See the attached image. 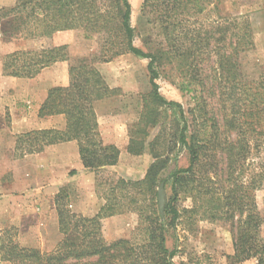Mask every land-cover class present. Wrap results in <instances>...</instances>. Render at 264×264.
<instances>
[{
  "label": "trees",
  "instance_id": "trees-1",
  "mask_svg": "<svg viewBox=\"0 0 264 264\" xmlns=\"http://www.w3.org/2000/svg\"><path fill=\"white\" fill-rule=\"evenodd\" d=\"M201 0H144L143 11L161 31L163 42L157 53L145 52L135 45V30L131 25L132 7L129 0H15L13 7L4 9L0 16L3 39L15 38L49 39L59 32L83 30L88 37L100 40L99 54L69 68L70 82L65 87H54L48 91L38 117L63 115L66 129L33 131L18 135L15 155L23 158L39 154L45 147L60 143L76 142L80 160L85 169L98 172L116 166L120 151L114 145H105L100 131L95 104L102 100L120 96L119 89H111L96 65L110 63L124 55L148 59L151 92L143 97V123L155 127L159 109L177 106L180 111L176 123V136L172 139L182 144L189 153L190 164L173 175L172 196L167 202L163 217L158 203L160 175L168 167L170 159L157 152L156 143H149L154 162L145 177L138 181L120 179L106 195L105 203L94 217L73 213L63 202L68 199L60 192L55 198L59 231L63 239L50 253L38 249L24 248L11 237L0 233V262L11 264H175L180 253L179 246H168V234L178 225L182 214L177 207L180 195H190L196 204L197 214L212 221L231 222L234 229V255L232 264L256 260L264 264V218L261 216L256 193L264 186V169L249 171L246 184H241L243 164L249 158L259 138L264 137V84L256 91L243 90L244 85L236 79L229 83L228 96L233 100L232 119L229 126L236 127L237 137L233 142L226 132L215 125L190 124L181 106L168 102L159 94L156 80L162 65L175 63L188 78L180 82L179 90L193 92L196 86L193 77L205 60L213 37L202 38L192 30L193 16L204 11ZM195 12V13H194ZM194 13V14H193ZM187 15H193L191 19ZM231 41V56L217 52L218 63L223 70L225 64L238 70V58L252 44L246 22L237 24ZM67 46L44 47L35 51H18L5 57L3 73L7 77L33 79L42 70L69 59ZM207 51V52H206ZM206 53V54H205ZM167 56V57H166ZM196 80V79H195ZM197 81V80H196ZM198 83V82H197ZM202 85V81L199 82ZM241 92L236 94L237 87ZM246 95L242 100L238 96ZM225 96V94H223ZM227 131V130H226ZM176 139V140H175ZM131 141L128 151L141 155L146 141ZM170 147V146H169ZM170 147L169 152L174 151ZM226 157V159H225ZM221 165L224 167L221 168ZM227 174L225 188L217 180ZM206 182V183H205ZM203 209V212L200 210ZM138 215L137 233L130 239L108 240L103 235L104 220L126 212ZM195 264H202L197 262Z\"/></svg>",
  "mask_w": 264,
  "mask_h": 264
},
{
  "label": "rangeland",
  "instance_id": "rangeland-1",
  "mask_svg": "<svg viewBox=\"0 0 264 264\" xmlns=\"http://www.w3.org/2000/svg\"><path fill=\"white\" fill-rule=\"evenodd\" d=\"M8 2L9 0H0V16L4 9L13 7L12 3L6 5ZM129 2L132 7L131 25L135 30L136 47L145 52L157 53L160 49L159 44L163 42V37L159 28L153 22L151 23L152 19L147 12L143 11L144 0H129ZM201 3L205 7L204 11L194 16L187 15L186 18L191 19L193 16L195 21H193L194 25L191 26V29L196 30L197 35L200 33L202 38L213 37L215 45L211 46L201 67L197 70V76L193 77L196 82V86H191L193 92L183 93L179 90L178 84L182 81L188 82V78L191 79V76L186 78L175 63L165 62L158 69L159 77L156 82L159 94L168 102L179 104L190 124L200 126L207 120L206 126L209 127L218 123L222 128L221 133L226 132L229 140L233 142L237 137L236 127L225 128L228 126L227 122L232 119L231 106L234 103L228 96L229 83L236 79L238 83L245 86L243 90L247 91L246 94L251 90L252 92L256 91V88L264 84V0H201ZM241 22L248 23L252 44H249L238 58L239 73H237V69H232L236 60H232L230 64L226 63L222 70L218 63L217 52L220 49L227 57L231 56V41L234 34L237 33L234 28ZM3 28L0 23L1 33ZM71 34L72 42L67 45V47H72L68 59L71 63L70 67L87 61L93 54H99L100 40L98 38L88 37L83 30H74ZM17 39L20 38L7 41L2 36L5 44ZM148 64V59L134 55H124L113 62L101 63V65L107 66L106 74L110 78L114 76L110 86H117L115 89L120 90V96L110 100L108 109L112 108L116 112V123L121 135L119 136L121 159L119 157L116 167L94 172L93 190L101 204L105 203L104 198L106 195H111V188L116 186L120 179L138 181L145 177L148 168L154 162L149 151V143L158 140L155 142L157 152L170 159L168 167L160 175L166 195L165 206L172 196L171 184L174 173L187 168L190 164V156L186 148L182 144L178 143L177 145L172 140L177 133L176 123L173 122L180 118L179 107L175 105L159 109L156 107L160 116L155 127L142 121L143 97L151 92ZM200 81H202V85H199ZM237 89L236 94L239 95L240 86ZM245 96H238L242 99L238 102L240 106L244 102ZM1 112L0 233H3L5 238L11 237L21 247L50 253L63 239V235L59 231L55 205L57 194L54 195V192L57 190L53 188V185H50L49 181H44L42 184L37 182V184H33L34 186L28 187L27 182L39 179L34 173L26 177L24 182L15 180L9 163V159L17 158L15 153L9 149L12 119L7 110L2 109ZM131 141H135L133 150L136 151L139 148L138 143L146 141L143 154L129 153L128 146ZM257 145V147L253 146L252 153L243 164L241 184H246L245 181H247L251 168L256 172L264 169V137L259 138ZM169 146L175 149L172 153L169 152ZM13 167L15 170L23 168L20 164H14ZM222 167L224 165H221ZM226 178L227 174H222L217 180L225 188H230V183H225ZM62 181L60 180V182ZM8 185L12 186V191L7 189L8 192L4 194ZM28 188L34 193L27 197ZM60 192L68 196L63 204L67 205L73 213L88 217L84 215V211L93 210L91 200L93 191L89 192L84 187L81 188L80 184H74L72 188L71 184L63 181V186L59 189ZM255 196L259 212L264 218V186L258 190ZM180 197L177 207L182 217L176 228L168 234V246L173 248L177 244L180 250V253L174 258V263L232 264L231 257L234 255L232 223L225 220L206 219L201 212L197 214L194 211L196 207H200V204H196L190 195H180ZM200 210L203 212V209ZM138 218V215L132 211L108 218L103 222V235L111 241L133 238L139 226ZM261 235L264 239V226ZM0 264L11 263L1 261ZM240 264H257V261L249 260Z\"/></svg>",
  "mask_w": 264,
  "mask_h": 264
},
{
  "label": "crops",
  "instance_id": "crops-1",
  "mask_svg": "<svg viewBox=\"0 0 264 264\" xmlns=\"http://www.w3.org/2000/svg\"><path fill=\"white\" fill-rule=\"evenodd\" d=\"M15 4V0H9L6 5ZM72 31L59 32L49 39H26L20 38L11 43H3L2 33L0 31V115L2 109L9 112L12 119V130L9 137V149L15 153L16 137L21 134H27L33 131L42 130H59L66 129V118L63 115L51 116L47 118H39L38 113L41 105L47 98L48 91L54 87H65L69 85V68L70 61L58 62L49 68L42 70L33 79H20L7 77L3 73V62L6 56L18 51H35L44 47H60L71 44ZM74 35V34H73ZM69 57L72 47H68ZM98 71L103 77L107 85L111 89L117 86H110L113 77L107 75V66L97 64ZM109 77V78H108ZM119 97V96H118ZM115 98V97H114ZM114 98L102 100L95 104V111L98 117L99 131L105 145H114L119 150L120 129L116 123V112L111 108L108 109L110 100ZM13 153V154H14ZM14 158V157H13ZM11 158L9 163L17 181H23L31 174H36L39 179L31 181L28 187L44 181H49L59 193V189L63 186V181L73 185H79L90 192L93 191V210L84 211V215L89 218L94 217L100 211L103 204L97 200L95 194L94 182L95 173L84 168L78 151L76 142L60 143L45 147L44 151L39 154L27 155L23 158ZM121 159V154H120ZM20 164L21 169L15 170L12 165ZM116 166H113V168ZM112 168V167H107ZM105 169V168H103ZM102 170V169H101ZM72 174V175H71ZM68 178V179H67ZM60 180H63L60 182ZM34 184V185H33ZM67 185V184H66ZM86 185V186H83ZM3 187V185H2ZM12 191V186L5 188ZM75 189V188H74ZM10 191V194H12ZM29 191V192H28ZM27 197L34 192L30 188L27 189ZM35 196L37 194H34ZM96 197V198H94ZM83 212V211H82Z\"/></svg>",
  "mask_w": 264,
  "mask_h": 264
},
{
  "label": "water",
  "instance_id": "water-1",
  "mask_svg": "<svg viewBox=\"0 0 264 264\" xmlns=\"http://www.w3.org/2000/svg\"><path fill=\"white\" fill-rule=\"evenodd\" d=\"M158 200H159L160 213L163 216L165 202H166V195L164 192V185L163 184L160 185L159 190H158Z\"/></svg>",
  "mask_w": 264,
  "mask_h": 264
}]
</instances>
